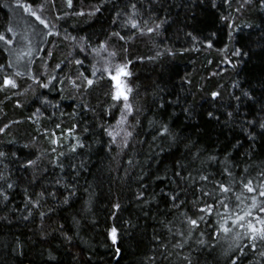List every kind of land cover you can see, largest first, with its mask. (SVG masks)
I'll return each mask as SVG.
<instances>
[{"label": "trees", "instance_id": "16d2710c", "mask_svg": "<svg viewBox=\"0 0 264 264\" xmlns=\"http://www.w3.org/2000/svg\"><path fill=\"white\" fill-rule=\"evenodd\" d=\"M32 29L25 66L0 41V264H264V243L236 239L245 229L213 234L249 210L264 219V197L241 183L258 188L264 172V0H0V33ZM105 53L136 82L131 115ZM213 179L231 184L228 207L190 231Z\"/></svg>", "mask_w": 264, "mask_h": 264}, {"label": "snow or ice", "instance_id": "6c2138e0", "mask_svg": "<svg viewBox=\"0 0 264 264\" xmlns=\"http://www.w3.org/2000/svg\"><path fill=\"white\" fill-rule=\"evenodd\" d=\"M67 5H68V7H71L72 6V0H67ZM20 6L23 7V5H20ZM131 7L133 9V14H135L136 5L132 4ZM99 11H100V7L97 6L94 8L93 11L89 12L88 15H94L96 12H99ZM31 14L35 15L34 12ZM76 15L83 16V15H85V13L83 11H81V12L76 13ZM117 15H119V13ZM36 19L40 20V23H42V24L45 23L43 20L40 19L39 16H37ZM129 23L131 24L132 28H135V29L141 31V34H143V31L140 29V25H139L138 21L132 20L131 18H129ZM144 23L147 24L146 21ZM162 23H164V21H161V24ZM160 26H161L160 24H157L155 26V28L149 27V28H147V31L149 33L157 31L160 28ZM45 27H47L46 24H45ZM6 32L7 33H13V29L11 27H8L6 29ZM112 35L118 36L120 39H124V37L120 36L119 33H112ZM72 39H75V37H73ZM0 41H3L5 44H12L13 43V41L10 38H8L5 34H2V33H0ZM209 46H211V45H209ZM83 51H84V48L81 47V52H83ZM93 51L96 52L97 55H99V53L101 51H107V45L105 43H102L98 49H93ZM234 54L240 55L239 51L235 52ZM114 55H115V53H109V56H114ZM158 55H159V53H158ZM75 62H76V64H82L83 63L79 59L76 60ZM57 67H59V65H57ZM125 67H126V65H117L116 66V73L117 74L115 76H113L112 79L116 81L117 91L114 94L113 99L119 100L121 97H123V100L125 101L124 108L127 109V115H131L132 105L127 103L128 96L124 94V91L121 88V83L119 80V76L121 74L128 75V73L124 72ZM108 70L109 69L106 67L105 71H108ZM95 71L96 70L93 71V73H92L93 75H95ZM16 75H20V73H16ZM53 79H55V77H53ZM85 79H87V78L85 77ZM2 83L4 85H8V86H11L13 88L16 87L14 80L11 79L10 77H8L7 75H5L3 77ZM87 83L89 85H91L92 80L88 79ZM42 87H48V85L45 84V85H42ZM127 91L131 92L132 89L128 88ZM212 95H213V97H215L218 94L213 93ZM245 95H247V93H245ZM125 121H126V115L122 112L121 119L117 123L119 124V123H122ZM57 127H59V125H57ZM260 127L264 128V124H261ZM165 133H168V128L166 125L163 126V132H161V135H164ZM108 135L112 137L113 142H114L115 136L113 135V133L108 132ZM131 135H132L131 132L127 133V136H131ZM174 139L175 138L173 137V140ZM125 146H127L126 142H125ZM3 155H4V153H0V156H3ZM209 159L215 160L216 157L213 156V157H210ZM32 163H33L32 161H29V165H31ZM129 163H131V161H129ZM181 167H183V166L181 165ZM245 171H247V169H245ZM223 174L229 178L232 177V172L229 170V168L227 166L223 169ZM174 175L176 176L178 181H184L185 183H187L190 179H192L190 177V175L186 177V176L182 175L180 171L175 172ZM259 176H260L261 184L258 188L253 187V181L251 179L242 180L241 183L243 184V187L247 189L248 192L256 191L259 193L260 196L264 197V172H261L259 174ZM209 179L210 178L207 175H200L199 176V180L203 181V182H208ZM211 182H212V186H213V191H209L207 189V187H203L200 189L201 196L207 197V200L204 201V206L199 207L200 201L199 200L195 201L194 202V204L196 205L195 218L186 217L187 223L190 226V231H191L192 227L199 228L198 222L204 220L203 214L206 213L209 216L212 215V210H213L214 206L219 205L225 209H227V207H228V205L225 203V201L223 199H220V196L224 195L226 197V195L232 191L231 184L225 183L223 180H215V179H213ZM9 187H11V185H9ZM179 187H181V185H178V188ZM170 199L173 202H175L177 200V196L172 195L170 197ZM209 201H211V202H209ZM176 206H178V205H176ZM116 207L118 208L119 205L117 204ZM252 207H256L255 199H253ZM260 210L264 211V207H262ZM251 214L252 213L250 210L246 211L243 215L236 214L235 219L231 220L230 226H229L228 219H225L222 223L219 220H217V222H216L217 227L214 229V232H213L214 236L218 237L221 234V232L224 234L232 233L233 229H245V231L242 234L241 233L236 234V239H241V238L247 239L249 241V243L244 245V247H251L252 249H255L257 241L264 243V219H262L260 217L256 218L257 223L259 224V227H257V224L252 223L251 221L245 220V216H251ZM116 232H117V229L115 227H113L111 229L113 243L116 242ZM180 234L183 235V233H180ZM189 234H190V232H189ZM201 242H203V241H201ZM179 246H181V245H177V247H179ZM117 251H119L118 248H117ZM239 254L241 256L244 254L243 248L239 249ZM262 255H264V253H262ZM238 258L239 257H236L235 259H230V264H237ZM185 260L188 261V264H191V260L188 257H185Z\"/></svg>", "mask_w": 264, "mask_h": 264}, {"label": "rangeland", "instance_id": "374dc122", "mask_svg": "<svg viewBox=\"0 0 264 264\" xmlns=\"http://www.w3.org/2000/svg\"><path fill=\"white\" fill-rule=\"evenodd\" d=\"M16 16H18L19 24L21 21L26 23L21 15L18 14ZM33 33H34V29H32L31 31L25 30L24 34L22 33L21 35H19V38L17 37L16 39L12 40L13 41L12 44H7L10 59L12 60V62H15L19 67L22 65L25 66V62L28 60V56L34 50V41H35L34 38L37 35H36V33L33 35ZM104 55H105V58L110 61L108 55L106 53ZM117 65H125V64L110 61L109 66L107 65L109 70H108V72L106 71V74L109 75L110 77L115 76L117 74L116 73V66ZM124 72L128 73V75L121 74L119 76V80L121 83V88L124 91V94L128 95L130 92H128L127 89L131 88L132 91L135 90L136 82L132 78L127 67L124 68ZM12 73L13 72L10 71L8 73V77H10L11 79L14 80ZM113 81L115 84V86H114V94H115L117 91V87H116V81L115 80H113ZM14 82H15V80H14Z\"/></svg>", "mask_w": 264, "mask_h": 264}, {"label": "water", "instance_id": "95a60500", "mask_svg": "<svg viewBox=\"0 0 264 264\" xmlns=\"http://www.w3.org/2000/svg\"><path fill=\"white\" fill-rule=\"evenodd\" d=\"M25 264H32V263H25Z\"/></svg>", "mask_w": 264, "mask_h": 264}]
</instances>
